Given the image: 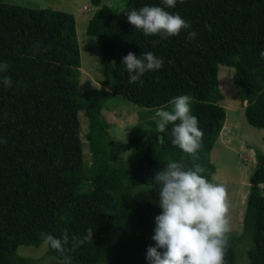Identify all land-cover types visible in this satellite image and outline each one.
<instances>
[{
	"label": "trees",
	"instance_id": "obj_1",
	"mask_svg": "<svg viewBox=\"0 0 264 264\" xmlns=\"http://www.w3.org/2000/svg\"><path fill=\"white\" fill-rule=\"evenodd\" d=\"M261 0H177L166 11L179 14L190 28L162 39L145 36L125 13L162 0H126L119 10L88 0L93 13L85 34L96 45L99 89L79 88V49L72 14L11 5L0 0V62L9 65L11 88L0 83V264H44L63 255L70 264H149L159 207L157 171L170 162L191 168L190 156L164 133L136 127L128 135L126 159H113L101 112L111 96L143 108L138 121L171 109L169 101L192 98L191 115L203 132L196 163L210 182L211 151L223 131L219 67L232 69L236 98L248 125L261 131L263 152L253 150L241 232L228 237L224 264H264V20L248 15ZM211 27V31L209 27ZM195 32L194 39H188ZM151 52L163 66L129 83L123 57ZM79 112L87 121L82 136L90 155L82 161ZM213 182L233 187V181ZM69 233L62 255L46 247L40 259L22 257L20 247L43 244L41 233ZM85 243L72 250V237Z\"/></svg>",
	"mask_w": 264,
	"mask_h": 264
},
{
	"label": "clouds",
	"instance_id": "obj_2",
	"mask_svg": "<svg viewBox=\"0 0 264 264\" xmlns=\"http://www.w3.org/2000/svg\"><path fill=\"white\" fill-rule=\"evenodd\" d=\"M162 3L164 7L144 6L125 13L128 23L145 36L158 35L162 39L178 36L181 30L190 28V23L179 14L165 10L174 8L177 0ZM195 37V32H189L188 39ZM260 57L264 59V51ZM122 62L129 73V83H136L146 72L163 66V59L151 52L139 57L129 52ZM8 68L7 62H0V74L7 73ZM0 83L13 86L8 75H0ZM191 100L190 96L181 95L169 101L170 110H155L156 131L164 133L171 125V143L192 158L193 166L186 169L183 163L170 162L154 175L153 180L160 185L158 204L162 213L155 217V247L150 246L146 254L149 264H224L230 231L227 189L223 184L210 182L202 175L206 169L196 163L203 132L197 117L191 115ZM41 236L44 246L65 253L64 245L69 243L67 231L59 239L51 234ZM85 242L84 238L73 236L72 250ZM59 264H70V257L63 255Z\"/></svg>",
	"mask_w": 264,
	"mask_h": 264
},
{
	"label": "rangeland",
	"instance_id": "obj_3",
	"mask_svg": "<svg viewBox=\"0 0 264 264\" xmlns=\"http://www.w3.org/2000/svg\"><path fill=\"white\" fill-rule=\"evenodd\" d=\"M4 3L30 8H47L72 14L75 20V30L79 49V88L81 90L99 89L100 76L98 74V56L94 40L86 36L85 27L93 13L88 0H3ZM126 0H102L104 4L119 10ZM248 15L255 19L264 20V0ZM218 87L223 96L218 103L224 109L225 127L220 132L210 161L215 165V174L211 177L220 182L233 181L236 189L232 194H227L229 204L230 231L228 237H235L241 232V221L245 209V200L248 192V176L254 167V152H263L261 131L248 125L243 116L245 103L240 104L236 98L235 87L232 80V69L219 67ZM143 108L127 101L121 96H111L104 104L101 112L102 119L107 125V133L110 137L113 159H126L129 156L130 147L127 142L131 130L136 127H147L156 130V119L147 118L138 121V112ZM79 112V136L81 138L82 161L89 165L90 155L86 141L82 136L87 132V121ZM218 183V182H216ZM227 193L232 185H224ZM264 187V184L260 185ZM155 221V219H154ZM46 246L43 244L37 248L20 247L18 254L22 257L33 259L43 258ZM44 264H58L44 259ZM243 264V262H240Z\"/></svg>",
	"mask_w": 264,
	"mask_h": 264
}]
</instances>
